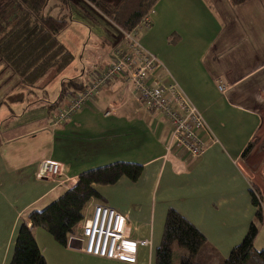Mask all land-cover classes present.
<instances>
[{
	"label": "crops",
	"instance_id": "0c3cea01",
	"mask_svg": "<svg viewBox=\"0 0 264 264\" xmlns=\"http://www.w3.org/2000/svg\"><path fill=\"white\" fill-rule=\"evenodd\" d=\"M244 3L159 0L150 27L139 34L140 42L163 66L150 83L175 80L208 125L205 145L196 157L182 150L164 157L168 120L143 106L120 77L70 119L52 125L54 112L68 102L59 101L63 84L77 76L59 78L56 71L60 70L50 69L27 86L7 68L15 84L0 86V264L11 261L27 214L44 208L72 186L65 177L77 178L82 172L118 162L142 165L140 176L95 185L100 198L89 202L84 216L94 204L104 203L125 216L131 239L149 240L148 246L137 248L135 262L130 264H154L169 209L191 222L223 257L228 255L254 220L250 191L264 192V0ZM69 5L72 20L65 29L73 24L80 29L85 27L82 24H112L94 13L86 0H70ZM44 11L56 14L48 4ZM234 11L249 17L237 20ZM107 26L99 38L101 55L88 50L92 29L85 27L90 30L86 36L73 32L67 36L81 49L79 75L109 63L113 47L120 42V30ZM67 49L74 65L79 53ZM50 75L55 76L53 80ZM113 102L117 107L106 115ZM248 142L252 148L242 157ZM42 159L62 162L64 175L37 178ZM33 235L47 264L65 261L69 254L91 264H127L84 253L77 236L61 246L40 228L33 229ZM254 247L264 249V221Z\"/></svg>",
	"mask_w": 264,
	"mask_h": 264
},
{
	"label": "trees",
	"instance_id": "16d2710c",
	"mask_svg": "<svg viewBox=\"0 0 264 264\" xmlns=\"http://www.w3.org/2000/svg\"><path fill=\"white\" fill-rule=\"evenodd\" d=\"M0 0V61L5 63L24 85L33 86L50 69L62 70L73 59L57 36L71 19L70 0ZM94 13L104 16L123 31H130L159 0H86ZM247 0H229L233 5ZM56 14L45 13L46 5ZM58 6V8H57ZM60 13H59V12ZM74 20V19H73ZM152 23V22H151ZM86 84L68 79L63 84L59 99L66 87L73 93ZM58 102V100H57ZM56 102V103H57ZM252 148L248 142L242 152L246 157ZM142 165L118 162L82 172L75 184L40 210L27 214L18 229L13 255L8 264H47L33 229L40 228L61 246L78 234V225L84 218L89 202L100 195L95 185L114 184L119 178L136 180ZM255 217L242 240L223 257L207 238L183 215L174 209L166 213L164 229L155 250L154 264H172L174 245L184 249L177 264H264V249L254 247L259 224L264 221V192L251 190ZM105 205L104 203H101ZM186 253V254H185Z\"/></svg>",
	"mask_w": 264,
	"mask_h": 264
},
{
	"label": "built area",
	"instance_id": "2783aa9c",
	"mask_svg": "<svg viewBox=\"0 0 264 264\" xmlns=\"http://www.w3.org/2000/svg\"><path fill=\"white\" fill-rule=\"evenodd\" d=\"M154 14L155 9L151 8L130 31L119 28L122 38L113 47L109 63L93 70L85 88L68 96L66 105L54 112L52 125L70 119L93 100L99 90L120 77L125 88H130L143 106L168 120L170 133L165 158L171 157L173 150H182L191 157L202 152L204 137L208 135L209 128L201 111L171 78H167L164 83L157 80L155 85L150 83L154 80L153 75L163 66L157 56L143 46L139 34L144 28L150 27ZM218 88L224 90L222 84ZM116 107L115 102L111 103L105 114H110ZM64 173L65 165L51 159H42L36 169L37 178L51 179L63 176ZM77 179L65 177L64 180L75 184ZM129 232L123 214L110 206L94 204L91 213L84 216L78 226L76 236L81 241L80 249L88 255L134 263L137 248L148 246L149 240H133Z\"/></svg>",
	"mask_w": 264,
	"mask_h": 264
},
{
	"label": "rangeland",
	"instance_id": "374dc122",
	"mask_svg": "<svg viewBox=\"0 0 264 264\" xmlns=\"http://www.w3.org/2000/svg\"><path fill=\"white\" fill-rule=\"evenodd\" d=\"M57 1V3L59 2L58 0H56ZM225 1V0H224ZM227 2H229V0H227ZM249 2H251V1H249ZM245 4V3H244ZM233 5V4H232ZM235 6H238V5H235ZM57 8H58V6H57ZM256 12V11H255ZM255 12H252L253 14H255ZM225 13V12H224ZM251 13V14H252ZM234 16H235V18L237 19V20H243L244 18H246V16H248V15H245V14H243V13H240V14H237L235 11H234ZM249 17V16H248ZM111 22V21H110ZM112 23V22H111ZM83 26H85L86 28H90V29H92L91 31L89 30V29H86L85 27H83V29H80L79 27H82V26H78V25H76V24H73V25H71V27H69L68 29H64V30H62L61 32H62V36L61 35H59L58 34V40L60 39V40H63L62 42L66 45V47L68 48H71L72 49V51L74 52V53H79L78 54V59H77V61H74V65L72 64L73 63V61H72V63H70V64H72V66L70 67V68H68V69H66V68H64V69H62V70H60L59 72L58 71H56L55 69V71H56V74L57 73H59V74H61L60 76H59V78H61V77H64L66 74L67 75H69V76H77V78H75V79H77L78 80V82H81V83H84V84H87V82L89 81V78H90V72L91 71H93V70H96V69H100V68H98V66H93V67H91L90 69H88V70H85V74H81V75H79V66H80V63H79V55H80V53H81V49L80 48H78V45H77V41H73V40H69V38L67 37L69 34H70V32H73L74 34L75 33H78V36L79 37H82L83 36V33H84V36H86L87 35V33H88V31H90L91 32V36H92V38H91V42H90V44H87V46H88V50L89 51H96V53L98 54V55H101L102 54V47H103V41H100L99 40V38H100V36L103 34V31H107V29L105 28V26H107L108 24H105L104 22H100V23H97V24H82ZM108 26H114V24L112 23V24H109ZM107 26V27H108ZM244 26V25H243ZM117 27V26H116ZM109 28V27H108ZM118 28V27H117ZM112 29V28H111ZM68 30V31H67ZM144 30L146 31L147 30V28H144ZM111 31V30H110ZM113 31H114V29H113ZM60 32V33H61ZM119 39L121 40V38H122V34L119 32ZM61 43V42H60ZM62 44V43H61ZM63 45V44H62ZM64 46V45H63ZM65 47V46H64ZM65 47V48H66ZM66 48V50L67 51H69L68 49ZM70 52V51H69ZM71 53V52H70ZM110 59V58H109ZM0 62H2V61H0ZM3 63V62H2ZM98 63V62H97ZM4 65L2 66V67H0L1 69V72H0V86L1 87H6L8 84L10 85V84H12V85H14L15 84V81L14 80H11L8 76V73L6 74V71H7V68H9V67H7L6 65H5V63H3ZM10 69V68H9ZM11 70V69H10ZM12 72V71H11ZM15 74V73H14ZM83 75V76H82ZM51 77H52V79L51 80H53L54 79V77L55 76H53V75H50ZM17 80L19 81V82H21V79L19 78V77H17ZM173 80V79H172ZM174 82H175V80H173ZM17 83V82H16ZM22 83V82H21ZM176 83V82H175ZM53 84V83H52ZM8 85V86H9ZM73 87H66V89H65V91H64V93H65V96H64V98L63 99H68V96L69 95H71L72 94V92H73ZM59 101H61V100H59ZM246 160V159H245ZM245 160H244V162H245ZM254 190H256V189H254ZM179 247H177V245H174V253H173V258H172V264H177L178 263V260H179V256H180V254H181V251H177V249H178ZM179 249H181V248H179ZM182 251H183V253L184 252H186L184 249H181ZM186 254V253H185ZM118 261H122V262H124V263H129V262H127V261H125V260H121V259H117ZM116 260V261H117ZM74 261H76V258H74V256H71L70 254L68 255V257H66V259H65V261L64 260H61V259H59L58 260V262H57V264H91V263H89V262H87V261H85V260H82V261H76L75 263H73ZM130 264V263H129Z\"/></svg>",
	"mask_w": 264,
	"mask_h": 264
}]
</instances>
